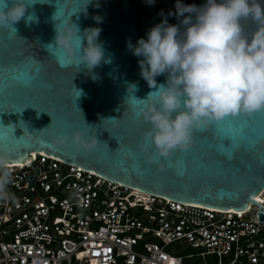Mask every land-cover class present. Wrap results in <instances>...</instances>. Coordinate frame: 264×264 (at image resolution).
<instances>
[{
	"label": "water",
	"instance_id": "water-1",
	"mask_svg": "<svg viewBox=\"0 0 264 264\" xmlns=\"http://www.w3.org/2000/svg\"><path fill=\"white\" fill-rule=\"evenodd\" d=\"M25 17L0 28V151L10 165H25L35 154L176 203L219 211L245 212L250 205L264 207L255 198L264 190V112L240 113L193 132L186 150L157 158L154 144L145 140L151 124L130 99L145 100L152 89L141 77L139 58L127 44L147 39L162 22L161 12H175L176 0H25ZM264 2V0H261ZM202 6L206 0H183ZM8 8L15 7L7 0ZM32 23H26L29 16ZM96 17L103 19L97 23ZM169 24L178 20L168 16ZM75 24L80 34L101 29L105 59L94 70L80 67L56 48L57 25ZM247 34L255 25L245 21ZM88 34L85 33V36ZM87 46V40H84ZM52 46V47H49ZM79 50V40L75 42ZM167 76L157 77V85ZM30 81V83H26ZM81 91L78 99L77 91ZM158 92L147 102L158 105ZM143 105H141V108ZM116 119V120H114ZM231 119L230 131L222 125ZM36 178L32 179V182Z\"/></svg>",
	"mask_w": 264,
	"mask_h": 264
},
{
	"label": "built area",
	"instance_id": "built-area-1",
	"mask_svg": "<svg viewBox=\"0 0 264 264\" xmlns=\"http://www.w3.org/2000/svg\"><path fill=\"white\" fill-rule=\"evenodd\" d=\"M10 168L0 264H264L258 206L234 212L180 204L42 154ZM255 200L264 207V190ZM177 245L200 253L184 256Z\"/></svg>",
	"mask_w": 264,
	"mask_h": 264
},
{
	"label": "clouds",
	"instance_id": "clouds-1",
	"mask_svg": "<svg viewBox=\"0 0 264 264\" xmlns=\"http://www.w3.org/2000/svg\"><path fill=\"white\" fill-rule=\"evenodd\" d=\"M14 3L15 7L5 12L7 0H0V28H9L17 35L13 24L25 17L30 4L25 0ZM155 3L156 0H147L149 6ZM160 15L162 22L148 31L147 39L141 38L136 44L129 40L127 44L132 55L139 58L141 77L159 94L158 105L149 104L154 92L138 100L132 95L137 85H129L128 89L129 100L139 109L137 116L151 124L145 140L154 144L157 158L167 157L177 149L186 150L193 132L206 124H218L242 112H264V2L206 0L198 7L176 0L175 12ZM168 16L175 17L178 23L169 24ZM34 20V15L29 16L26 23ZM96 21L102 23L103 19L96 17ZM245 21L255 25L250 34ZM56 30V48L77 66L86 65L93 79L97 78L94 70L102 62L110 63L99 42L101 29L90 28L81 35L75 24L60 23ZM162 75L167 76L166 83L158 87L157 77ZM77 93V99L83 95L81 91ZM10 163V156L0 151V201L11 198Z\"/></svg>",
	"mask_w": 264,
	"mask_h": 264
},
{
	"label": "rangeland",
	"instance_id": "rangeland-1",
	"mask_svg": "<svg viewBox=\"0 0 264 264\" xmlns=\"http://www.w3.org/2000/svg\"><path fill=\"white\" fill-rule=\"evenodd\" d=\"M181 248L182 247L180 245H177V246H175L174 250H175V252L179 251L184 256L196 255V254L200 253L199 251H194V250H191L190 248H186L185 251L181 252ZM186 264H215V261H214V258H207V259H205V261H202L200 259H198L196 261L188 260V261H186Z\"/></svg>",
	"mask_w": 264,
	"mask_h": 264
},
{
	"label": "snow or ice",
	"instance_id": "snow-or-ice-1",
	"mask_svg": "<svg viewBox=\"0 0 264 264\" xmlns=\"http://www.w3.org/2000/svg\"><path fill=\"white\" fill-rule=\"evenodd\" d=\"M229 117H231V116H229ZM231 125H232V120L229 119V120L225 121V124L222 125V127H225L226 129H228L230 131ZM259 140H260V142H264V129L261 130Z\"/></svg>",
	"mask_w": 264,
	"mask_h": 264
},
{
	"label": "bare ground",
	"instance_id": "bare-ground-1",
	"mask_svg": "<svg viewBox=\"0 0 264 264\" xmlns=\"http://www.w3.org/2000/svg\"><path fill=\"white\" fill-rule=\"evenodd\" d=\"M10 166H15V165H10ZM16 166H18V165H16Z\"/></svg>",
	"mask_w": 264,
	"mask_h": 264
}]
</instances>
